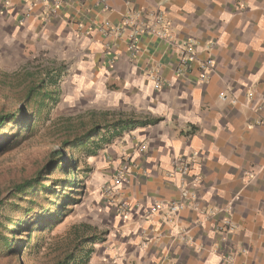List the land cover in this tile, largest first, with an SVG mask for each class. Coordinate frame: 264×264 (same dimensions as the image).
Here are the masks:
<instances>
[{"label": "crops", "instance_id": "crops-1", "mask_svg": "<svg viewBox=\"0 0 264 264\" xmlns=\"http://www.w3.org/2000/svg\"><path fill=\"white\" fill-rule=\"evenodd\" d=\"M31 2L0 0L1 26L42 54L50 94L86 106L83 139L96 129L78 150L95 186L129 168L116 192L129 209L104 195L99 208L119 237L111 254L123 264H264V0H67L55 15L39 5L24 18ZM138 13L147 27L163 14L171 38L147 29L133 57L127 22ZM189 40L215 61L204 84L196 66L177 73Z\"/></svg>", "mask_w": 264, "mask_h": 264}, {"label": "rangeland", "instance_id": "rangeland-1", "mask_svg": "<svg viewBox=\"0 0 264 264\" xmlns=\"http://www.w3.org/2000/svg\"><path fill=\"white\" fill-rule=\"evenodd\" d=\"M4 8L3 12H6L7 7ZM2 24L0 19V114L14 113L25 107L28 116L40 114L41 121L36 124V131L28 134L26 138L24 127L13 126L5 131L9 136L17 133L14 141L19 143L0 156V198L6 199L14 182L32 176L44 165L48 156L59 148L64 149L70 163L78 165V172L74 175L76 178L59 172L51 177L53 180L76 181L77 186L72 188L74 191H65V187H61L59 193V197L66 193L74 199V202L65 201V204H73L68 216L57 221L54 227L46 231L35 229L31 234V241L29 229H24L17 237L16 244L23 246L19 252L10 253L8 247L1 243L0 264H61L65 260L66 264H80L82 253L79 248L85 242V248H93L94 253L82 264H123L118 260V254H111V247L119 239L116 228L107 217L105 219L103 209H99L105 199V185L95 186V177L86 160L82 159L81 151L63 147L64 142L83 137L90 129L91 121L86 106L78 104L73 107L72 101L63 95H60L57 104L52 105L51 101L47 100L43 105L39 91L51 93L56 84L46 75V69L41 62L42 54L14 42L10 31L3 29ZM42 82L45 84L42 85ZM39 85L41 87L36 89ZM4 139H8V136L2 138ZM51 199L55 200L53 197ZM42 203L45 208H53V205L44 199ZM7 205L10 207V204ZM9 216L12 219L23 217L20 211L9 213ZM9 228L14 229L15 226L11 225ZM6 236L11 237V232L6 231ZM68 257L72 260L67 259Z\"/></svg>", "mask_w": 264, "mask_h": 264}, {"label": "trees", "instance_id": "trees-1", "mask_svg": "<svg viewBox=\"0 0 264 264\" xmlns=\"http://www.w3.org/2000/svg\"><path fill=\"white\" fill-rule=\"evenodd\" d=\"M41 84L43 85L45 82H42ZM40 87L41 85L37 86L36 89H39ZM32 91H34V89H32ZM39 93L42 96L41 103L43 105L46 104L47 100H50L52 105L59 102V98L55 94L52 95L49 92L42 91H39ZM28 96L30 97L31 94ZM28 114L27 108L25 107L19 108V110L14 113L7 112L0 114V156L15 148L19 143L18 141H14L15 138H17V133L9 136L7 135V132H5L7 129L12 128L13 126L24 127V138H26L28 134L30 135L36 131V124L41 121L39 118L40 114H30L29 116ZM94 129L86 139H83V137L74 138L70 141L64 142L63 147L71 150H77L81 147L87 148L93 140L92 135L94 134ZM7 136L8 139H4L5 141L2 140L3 137ZM56 172L71 177L72 175H77L78 172V165L70 163L63 148L54 150L48 156L44 165L36 170L32 176L23 179L20 182H14L9 189L10 195L6 197V199L0 198V245L1 243L2 245H6L8 247V252L14 253L23 249L21 244L16 243L18 241V235H21L24 229H29V241H31V234L35 229L46 231L48 228L54 227L57 221L68 216V213L71 212L72 208L70 207L73 204H65V201L74 202V199L66 193L59 197V193L61 187H65V191H74L72 188L77 186L76 181H73L72 179L53 180L51 177ZM74 178H76V176H74ZM48 182L51 183L49 184ZM63 183L67 184L62 185ZM51 197H53V199L55 198V200H52ZM42 199L51 203L53 208H45ZM7 204H10V207ZM18 211L22 213V218H10L9 213H15ZM11 225H14L15 228H9ZM6 231L11 232L12 236L7 237ZM94 240H96V238ZM86 246L87 242L82 244L79 248V251L82 253L79 260L80 264L88 260L94 253L93 248H85ZM67 259L72 260L71 257H68ZM66 263L67 260L63 261L61 264Z\"/></svg>", "mask_w": 264, "mask_h": 264}, {"label": "built area", "instance_id": "built-area-1", "mask_svg": "<svg viewBox=\"0 0 264 264\" xmlns=\"http://www.w3.org/2000/svg\"><path fill=\"white\" fill-rule=\"evenodd\" d=\"M67 0H32V2L27 5L26 11L24 12L23 16L24 18H30L36 6H43V8L46 10L47 16H52L60 12V9L64 7V4H66ZM6 7H8L6 5ZM142 14L138 13L136 15V19L132 18L127 23H131L133 26V30L128 35V50L131 54V56H136V54L139 52V43H140V37L141 33L146 31L147 29L152 32L154 35L160 37V38H171V36L168 34L166 30V24L163 14L156 13L154 15H150V18L152 19L151 24L149 27L143 25L141 22ZM103 25V24H102ZM106 25V24H105ZM104 27V25H103ZM157 31L154 28H158ZM106 32H112V31H120L119 29H112L109 28L108 25L105 27ZM123 34V33H122ZM120 35V34H119ZM178 53L180 56L179 59V67L177 70L178 74H185L186 72H189V70L194 69L196 66L199 74L197 78V82L199 84L206 83L211 75L215 71V61L209 54V52L206 50L205 55L196 48V42L194 40H189L187 42L181 43L178 46ZM110 56V53H108ZM115 57L110 56L109 59V65L113 66L115 64ZM152 78L155 83V88H160L162 85V80L160 77V74L158 71L152 72ZM179 171L182 174H185L189 171V164L187 161H180L179 164ZM129 174V168L127 165L122 166L117 172L113 179V182L109 185L104 186L103 188V195L106 198L110 199V205H112L117 211L126 212L129 209V204L124 201L116 200V192L120 188L124 186V184L127 182V175ZM160 207L157 205L155 210L159 209ZM183 208L182 204H176L171 207V209L176 212L180 211Z\"/></svg>", "mask_w": 264, "mask_h": 264}]
</instances>
